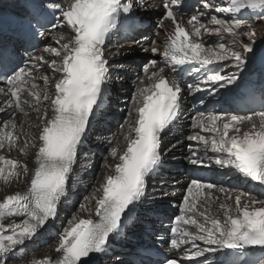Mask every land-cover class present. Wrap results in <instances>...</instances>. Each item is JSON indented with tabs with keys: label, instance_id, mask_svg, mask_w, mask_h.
<instances>
[{
	"label": "snow or ice",
	"instance_id": "1",
	"mask_svg": "<svg viewBox=\"0 0 264 264\" xmlns=\"http://www.w3.org/2000/svg\"><path fill=\"white\" fill-rule=\"evenodd\" d=\"M201 3L203 9L231 15L222 19L198 9L185 24L177 19L184 15L179 12L182 0H159L155 5L163 11L159 27L166 20L174 26L163 52L151 48L153 56L162 57L163 66H158L160 61L156 59L143 66L144 76L138 77L133 106L125 121L124 148H111L109 155L116 163L105 162L104 167L110 171L79 205L81 212L88 213L87 218L73 215L57 234L58 256L34 260L32 264H87L85 258L106 252L110 238L120 234L123 220L142 197L146 178L161 161L160 134L179 111L185 71L205 70L195 83L187 84L190 93L213 95L217 88L238 86L241 73L257 55L253 39L256 32L243 10H259L253 19L264 21V0H227L223 7L213 0ZM47 7L59 14L54 16L53 30L66 29L53 37L59 47L44 49L54 58L30 56V66L5 75L7 88H0V113L9 117L0 122V153L15 150L27 158L29 149L36 150L32 169L24 160L0 154V181L5 185L26 182L25 190L0 200V264H10L19 247L42 235L49 222L57 218L79 147L110 79L106 41L118 25L130 20L134 8L153 5L148 0H56ZM244 27L249 31L241 32ZM213 35L216 42L205 40ZM242 36H247V41ZM260 55L264 57V52ZM225 61L237 71L221 74ZM42 65H47L49 72L42 71ZM215 65L220 68L211 67ZM166 68L174 73L171 78L165 74ZM37 81L43 82L42 88ZM29 110L36 114L38 123L26 119L18 123L17 115L27 118ZM192 120V127L200 132L187 139L203 147L189 145L190 164L208 167L207 160L220 168L233 169L264 188V110L244 115L199 112ZM205 132L210 135L201 134ZM201 151L214 155L200 156ZM233 191L198 179L190 181L180 214L170 229V245L176 250L184 245L191 247L180 260L167 259L165 264H182L184 259L208 264L209 255L221 250L244 254L250 248L264 249V197L251 192L233 196ZM17 217L22 219H10ZM241 260L242 255L227 264H241ZM259 264H264V259Z\"/></svg>",
	"mask_w": 264,
	"mask_h": 264
},
{
	"label": "bare ground",
	"instance_id": "2",
	"mask_svg": "<svg viewBox=\"0 0 264 264\" xmlns=\"http://www.w3.org/2000/svg\"><path fill=\"white\" fill-rule=\"evenodd\" d=\"M158 2L159 0H148V3L152 4L153 7H137L138 11L142 15L141 20L145 21L148 25L143 29L137 30L132 38L125 39L120 43H118L117 41H113L110 47L105 51V55L109 60L110 83H112L114 87L117 86L118 90H123V96L127 92L124 89H126L128 85L132 87L128 101L126 99L127 96L118 97V94H121L122 91L115 92L114 90L112 92L113 95H111L119 98V102H124L126 108L124 107V105H120V107H117V109H125L126 115L124 116V118L122 117L123 120L120 121L121 119L117 120L116 117L112 114V111L114 110H111L110 108L102 113L101 119H99V121L96 123L94 131L88 137L87 143L80 150L77 160L72 166V171L68 180V182L72 184L71 190L69 192V195L66 193L65 196L62 197L61 202L58 206L57 218L54 221L49 222V224L46 226V230H42V235H38L34 240L28 241L26 246L19 247L18 251H16L15 253V256L10 261V264H32L34 260L38 261L45 257L58 256V254L55 252V247L58 243L57 234L60 229L63 226L67 225V222L72 219L73 215L87 218L88 213L81 212L79 209V205L86 202L85 198L90 196L100 186L103 177L110 171V169H106L104 167L105 162H108L109 164L116 163V161H114L113 158L109 155L111 148L117 146H119L120 150H123L124 148L125 142L123 136L127 131V125H125V121L128 119L129 108L133 106L131 95L132 92L134 93L133 96L135 95L136 89L139 84L138 77L143 78L144 76L143 66L148 62V60L151 59L160 61V64L158 66H163L161 56L155 58L151 57L152 47H158L164 51L165 46L168 42V35L170 34V26L166 22H164L162 28H157V25H160V17L163 14L162 9H157V7H155ZM213 2L220 4L222 7L227 6V0H213ZM189 3H191L192 5L189 13L182 16L179 15L181 20L185 23L187 19L190 18V15L198 9L212 15H217L222 19H227L231 15L216 13L214 9H203L201 0H182L183 7ZM258 11L259 10H243L244 17L252 20V27L256 32V36L253 38L255 40V43L257 41L264 40V21L253 19V16H255ZM202 19H207V17H202ZM209 26L218 27L211 24H209ZM60 31H66V29H55L53 33L44 36L40 45L33 51L32 54L21 52L18 54V56L23 61H25L27 57L33 55H43L48 60L53 59L54 57H52L48 53H45L44 49L49 47H59V45L55 43L53 37L56 36ZM240 31L247 32L249 31V29L247 27H244ZM228 39L229 38L227 37V34H225V42H228ZM241 39L247 41L248 38L247 36H242ZM137 40H140L141 44L136 45ZM205 40L209 43H214L217 41V37L215 35L206 36ZM154 41L155 43H153ZM134 49H137L139 51L135 53L133 51ZM137 59H139V63H136ZM230 63L231 62L229 61L223 62L224 67L221 74H230L231 72H234L232 71L233 69L236 70L233 67H229ZM41 67L42 71L49 72L47 65H42ZM211 67H214L218 70L220 68V65ZM246 70L247 66L241 73V75L244 74ZM180 71L181 69L177 67V72ZM132 72H134V74H131ZM114 74L122 78L120 84L115 85ZM165 74L168 75L169 78L174 75V73L170 72L167 68ZM204 74V69H202L201 73H188L186 71L183 73V77L181 79V84L184 87L183 101L185 104V107H182L183 117L179 119L172 131L164 135L162 140L165 162L168 166L163 169L158 178L156 180H153L151 185L149 186V195L146 205L144 206V209L137 215L138 218L135 225L130 228V230L125 234L124 238L116 242L117 248L113 249L111 256L103 258L100 264H127L126 258H124L125 255H123V253L126 252L125 250H127V252L130 254L132 249L142 244L143 238H148L149 240L155 242L157 246L166 248L167 250H169L171 255L177 257L178 259L184 257L185 250L190 248L191 245H184L180 250L173 249L170 245V229L174 225L175 217L180 214L179 209L182 204V197L185 194L186 187L192 179L214 183L218 185V187H223L226 190L233 189L234 191L231 193L233 196L240 194L241 192H251L258 198L264 197V193H262L252 182L245 180L233 169L220 168L207 160L206 163L209 164L208 167H199L189 163V160L191 158V150L189 145H192L193 148L203 147L202 145H197L195 142L189 141L187 139L189 135L200 132L198 128L192 127V118L199 112H203V107L208 106V109L204 112L205 114H220L221 112H223L229 115H244L235 111L227 103L225 99V90L227 87L222 89L217 88L215 94L213 95H209L207 92L190 93L187 90L186 86L188 83H195V78L197 76H203ZM37 83L41 88L43 87L42 81H37ZM0 88L7 87L0 86ZM257 93L264 98V85L257 91ZM201 98H203V103L200 102ZM2 99L3 97H0V102H2ZM45 105H47V102H45ZM261 110H264V107ZM261 110L253 111L258 112ZM49 115H51L50 111ZM2 116L3 118L0 119V122L9 118L7 113H0V117ZM16 119L18 123L22 122L25 119L31 123H38V121H36V114L34 112H31V110H29V117L24 118L18 114ZM116 121L120 122L116 125ZM183 124H189L190 126H183ZM244 127L247 128V124H245ZM31 131L35 132L36 130L31 129ZM201 134L205 136L210 135L206 132ZM109 140L111 141L110 144L108 143ZM100 147L102 150L106 149L107 153L104 156L96 158L95 153L98 154V148ZM35 151V149H29L30 154L27 158L20 156L15 150L10 153L5 151L0 154H4L9 158L24 160L27 162L29 168L32 169L34 167V157L32 154ZM198 154L200 156L214 155L210 151L207 153L201 151ZM95 166H97L98 169L95 170ZM83 183L87 184L88 190L86 193L79 190L80 185ZM25 188L26 182H12L8 185H5L2 181H0V200H2L6 195L13 194L17 191H23L25 190ZM77 191H81V193H84L79 201H77V198H74L75 196L73 197L74 193L78 194ZM214 195H220L221 200L224 199L223 195L219 192H214ZM73 198L75 199V201L70 204ZM245 199H247V197H245ZM160 202L166 205L168 204L171 207L173 205H176V207L171 212L164 211L161 215V218L153 216L152 209ZM213 209H215V205H213ZM92 218L95 220L98 217H95V215L93 214ZM168 223H171L170 228H167L166 226ZM144 228H149L150 231L148 233H144ZM53 231H56V233L52 238ZM196 243H200L201 247H204L201 242L197 241ZM183 261L189 264H196L195 260L184 259ZM227 261H229L227 250H221L219 253L209 255L208 257V264H227ZM254 264H259V262Z\"/></svg>",
	"mask_w": 264,
	"mask_h": 264
},
{
	"label": "rangeland",
	"instance_id": "3",
	"mask_svg": "<svg viewBox=\"0 0 264 264\" xmlns=\"http://www.w3.org/2000/svg\"><path fill=\"white\" fill-rule=\"evenodd\" d=\"M139 56V55H138ZM233 69V68H232ZM232 71H237V70H232ZM131 74H134V72H132ZM122 79L121 78H119L118 76H115L114 77V81H116V82H120ZM124 90H126L127 92L125 93V95L123 96V97H126V99H127V101L129 100V96H130V91L132 90V87L131 86H127V88L126 89H124ZM120 92V91H122V90H117V92ZM123 94V92L121 93V95ZM133 92H132V97H133ZM120 95V96H121ZM120 101V99H117V100H114V102H115V106H113L112 108H111V110H115V113H114V111H113V114H115V116H116V119L117 120H119V119H121L120 121H122L123 120V118H124V116L126 115L125 113H126V110L124 109L123 110V108H121L122 110H123V112H122V110L120 109V108H118L117 109V107H118V105H120V104H122V102H119ZM124 105V104H123ZM182 105H185L184 104V101L182 100ZM124 107L126 108V105H124ZM208 109V106L206 107H203L202 108V110H203V112H205V110H207ZM124 113V114H123ZM33 115V114H32ZM5 117V116H4ZM123 117V118H122ZM3 118V116L2 117H0V119H2ZM6 118V117H5ZM8 119V118H7ZM6 119V120H7ZM120 121H116L115 122V124L117 125V123H119ZM1 122H3V121H1ZM1 126H2V124H0ZM183 126H190L189 124H183ZM108 143L110 144L111 143V141L109 140L108 141ZM107 153V150L106 149H104V150H102L101 149V147L100 148H98V154L97 153H95L96 154V158H99L100 156H104L105 154ZM95 168V170L96 169H98V167L97 166H95L94 167ZM70 190H71V185H69V187H68V191H67V193H69L70 192ZM79 190H81V191H84L85 193L87 192V184L86 183H83V184H81L80 185V188H79ZM81 191H77L78 192V194H75V199L77 198V201H79L80 200V198L84 195V193L82 192L81 193ZM81 193V194H80ZM72 199V201H71V203L70 204H72L74 201H75V199ZM55 233H56V231H53V234H52V238L55 236ZM50 235V234H49ZM48 235V236H49ZM47 243V242H46ZM127 264H129L128 262H127Z\"/></svg>",
	"mask_w": 264,
	"mask_h": 264
}]
</instances>
